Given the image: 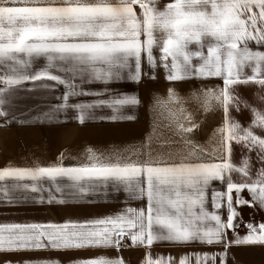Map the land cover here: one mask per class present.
Returning a JSON list of instances; mask_svg holds the SVG:
<instances>
[{
	"label": "snow or ice",
	"instance_id": "6c2138e0",
	"mask_svg": "<svg viewBox=\"0 0 264 264\" xmlns=\"http://www.w3.org/2000/svg\"><path fill=\"white\" fill-rule=\"evenodd\" d=\"M134 5L141 9L140 17ZM245 13L246 18H241ZM156 31L165 35L157 40ZM193 43L200 50L190 51L189 45ZM251 44L264 47V0H174L162 11L156 9L155 0H60L59 3L56 0H0V83L3 85L45 79L65 85L69 91L62 97L65 103L61 107L77 109L76 119L83 123L87 110L99 104L118 111L117 106L135 105L139 101L125 96L99 101L97 105H68L70 96L91 94L76 92L78 85L73 79L78 77L81 83L89 80L108 83L121 79L122 70L131 67L129 78L139 82L144 58L150 66H157L153 56L155 46L162 53L160 61L168 72L169 81L221 77L224 88L218 92L206 89L202 95L205 101L209 98L219 101L226 115L216 148L220 152L219 162L205 161L203 149L197 153L189 148L179 163H169L171 155L163 158L150 153L142 163L119 154L106 157L110 162L105 163L89 149L91 163L79 166L55 164L0 170V182L11 181L0 185L5 194L10 188L42 191V182L51 181L58 192L68 189L72 194L83 195L111 185L114 188L123 186L132 198L147 199L146 208H128L114 217L83 223L0 226V254L10 256L46 248H119L126 237L134 245L150 246L162 240L224 243L227 248L229 241L224 237L227 230L234 229L233 221L238 215L232 193L247 190L252 202L264 208V168L259 178L252 180L247 159L241 167L234 166L230 160L231 141L235 140L250 151H257L259 159L264 161V113L254 110V123L260 135L252 128L241 129L227 117L230 107L239 110V103H234L232 85L254 82L264 87V52L253 50ZM205 47L207 54L203 51ZM39 57H46L47 65L33 70ZM194 57L199 59L197 65L192 63ZM247 66L252 67L255 75L242 77L241 69ZM53 69L64 73L65 78L53 74ZM6 92L11 94V89L0 88V117L8 115L3 107ZM177 99L176 92L169 89L167 102ZM44 115L51 118V113ZM194 127L180 125L183 132H191ZM193 156L196 162H185ZM233 172L241 174L239 182L233 181ZM60 180L69 183L61 186ZM24 181L32 183H22ZM212 181L225 185L224 191H213L212 201L217 210L226 207V220H222L218 211L209 213L205 208L206 192ZM56 202L64 203L62 200ZM235 203L247 205L249 201L237 197ZM208 220L214 221L215 226L202 227ZM247 227L249 234L232 242L264 245V224ZM208 258L205 255L202 259ZM5 264H12V261L7 260ZM84 264L124 262L119 258L100 257L86 260ZM147 264L166 262L148 259ZM181 264H187L186 259L182 258Z\"/></svg>",
	"mask_w": 264,
	"mask_h": 264
},
{
	"label": "crops",
	"instance_id": "0c3cea01",
	"mask_svg": "<svg viewBox=\"0 0 264 264\" xmlns=\"http://www.w3.org/2000/svg\"><path fill=\"white\" fill-rule=\"evenodd\" d=\"M56 2L59 3L60 0ZM173 2L174 0H155V7L162 11ZM133 7L140 17L139 6ZM254 11L258 12V9ZM246 16L247 13L241 18ZM154 35L160 40L165 34L156 31ZM143 38L142 36L141 39ZM250 47L255 51L264 52V47L255 44ZM189 49L193 52L200 50L195 43L190 44ZM203 51L207 54L206 47ZM161 55L159 48L154 46L153 56L157 66H150L146 58L142 60L139 82L129 78V72L133 70L131 67L122 70L121 79L108 83L91 80L81 83L78 77L73 79V83L78 85L76 92L91 94L70 96L68 105H97L99 101L125 96L135 97L139 101L135 105L117 106L118 111H113L106 104H99L87 110L88 114L83 123L76 119L77 109L70 106L61 107L65 103L62 97L69 91L65 85L46 79L25 81L12 86L0 83V88L11 89V94L5 93L6 101L3 106L8 115L0 117V170L55 164L79 166L91 163L88 160L89 149L105 163L110 162L105 158L113 154L131 156L133 161L142 163L149 153L153 157L159 154L163 158L171 155L172 159L168 162L179 163L187 155L189 148H194L197 153L203 149L202 158L205 161L212 159L219 162L220 152L216 148L221 136L219 130L226 124V115L219 101L214 98L205 101L202 92L206 89L218 92L224 88L223 79L209 77L169 81L166 78L168 72L160 61ZM192 63L197 65L199 59L194 57ZM46 65V57L36 58L33 70ZM52 73L65 78V74L56 69H53ZM249 75H255L251 66L241 69L242 77ZM256 85L258 84L254 82L232 85L231 90L236 97L234 103L241 105L240 99H247L249 106L248 99L256 96L247 89ZM169 89L176 92L177 100L167 102ZM46 113H51L50 119L46 118ZM237 114V109L230 107L227 117L237 121ZM113 116L118 118L111 119ZM180 125L185 128L193 125L195 127L191 132H183ZM185 141L191 143L186 144ZM123 162L121 160V163ZM185 162H196V157H190ZM9 183L11 181L6 180L0 182V185ZM58 183L63 186L69 182L60 180ZM42 184L43 190L38 192L10 188L5 194L0 187V226L83 223L114 217L128 208L142 209L147 206L146 197L132 198L123 186L114 188L109 185L80 195L72 194L68 189L58 192L56 185L51 181H43ZM224 190L225 185L221 182H210L205 201L206 210L209 213L218 211L222 220L227 218V209H215L212 193ZM50 200L52 202H49ZM61 200L64 203L56 202ZM201 226L214 227L215 222L208 220ZM243 237L245 236L233 229L227 230L224 237L229 241L227 248L224 243H174L162 240L155 241L150 246L138 243L134 245L126 237L127 246L119 248H46L21 251L10 256L0 254V264H5L7 260H11L12 264H84L86 260L100 257L119 258L124 264H147L148 259H164L166 264H181L182 258L186 259L187 264H198V261L199 264H264V245L232 242ZM44 242L47 243L46 240ZM205 255L209 257L206 261L202 259Z\"/></svg>",
	"mask_w": 264,
	"mask_h": 264
},
{
	"label": "rangeland",
	"instance_id": "374dc122",
	"mask_svg": "<svg viewBox=\"0 0 264 264\" xmlns=\"http://www.w3.org/2000/svg\"><path fill=\"white\" fill-rule=\"evenodd\" d=\"M246 90V89H242ZM249 92L255 93L256 97H250L248 99L249 106L247 105V99H240L242 103L239 105V110L237 114V121L241 126V129L252 128L254 133L260 135V130L255 126L254 120V110L264 113V87L259 84L255 87L247 89ZM248 160L249 174L252 180L259 178V173L262 168H264V161L259 159L257 151H250L243 143H237L235 140L231 141V163L236 167H241L245 160ZM233 181L239 182L242 179L240 173H232ZM234 200V208L236 209L238 215L233 221L235 227L234 231L239 232L242 236H247L250 229L247 227L249 224L254 226H259L264 224V208L257 206V204L252 202L250 193L247 190L236 193H232ZM237 197H242L244 200L249 201L247 205L236 204L235 200Z\"/></svg>",
	"mask_w": 264,
	"mask_h": 264
},
{
	"label": "built area",
	"instance_id": "2783aa9c",
	"mask_svg": "<svg viewBox=\"0 0 264 264\" xmlns=\"http://www.w3.org/2000/svg\"><path fill=\"white\" fill-rule=\"evenodd\" d=\"M122 246L125 247L127 246V238H124L121 242Z\"/></svg>",
	"mask_w": 264,
	"mask_h": 264
}]
</instances>
